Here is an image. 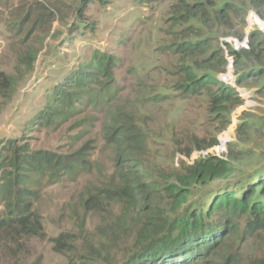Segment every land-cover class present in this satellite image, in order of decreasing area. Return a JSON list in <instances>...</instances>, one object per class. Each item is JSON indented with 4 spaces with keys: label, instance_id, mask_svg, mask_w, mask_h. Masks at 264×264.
Returning <instances> with one entry per match:
<instances>
[{
    "label": "rangeland",
    "instance_id": "374dc122",
    "mask_svg": "<svg viewBox=\"0 0 264 264\" xmlns=\"http://www.w3.org/2000/svg\"><path fill=\"white\" fill-rule=\"evenodd\" d=\"M9 1L14 5H0V165L6 157L12 158V148L48 150L64 157L92 139L97 149L91 151L94 160L102 164L107 175L113 172L110 151L102 150V122H97L94 132L84 140H77L80 130H74L71 124L60 129L34 124L36 115L54 99L55 89L69 84L97 53L119 59L113 73L115 81L124 85L118 108L135 119L153 142L154 153L162 155L153 164L180 169L175 158L185 154L182 149L191 147L194 138L207 142L217 139L219 144L223 135L231 141L221 159L236 169L230 180L223 182L227 192L264 164V74L259 76L258 63L250 60L247 65L245 59L234 60L237 84L250 91L257 102L249 112L239 110L240 103L227 117L218 114L212 106L210 86L193 90L188 85L196 61L204 64L199 69L204 77L211 75L209 67L217 66L219 73L213 75L222 85L219 77L227 64H220L223 59L227 61L226 51H251L254 44L257 51L264 52V28L259 30L249 20L254 14L264 23V0H186L184 4L177 0ZM21 1L26 4L20 11L22 16L16 17L18 20L9 18L12 8L20 7ZM224 2L231 5L228 16L219 13ZM194 4L198 6L187 13L186 6ZM32 6L43 13L45 26L40 29L31 25L27 33L17 36L14 28ZM51 12L54 19L49 16ZM10 22L15 26L10 28ZM197 44H204L198 51L206 52H183L193 51ZM215 53L217 57H211ZM237 109L240 116L234 128ZM108 182L97 168L78 180L64 177L57 184L42 182L37 189L36 209L43 217V237H22L20 229L14 227L1 229L0 264H112L129 257L125 252H129L131 240L122 234H118L117 244L107 246L109 254L95 258L89 253L92 245L108 241L103 230L118 222L122 213L119 205L104 201L96 208L100 213L84 218L82 200ZM241 190L236 191V197L241 196ZM3 210L0 206V213ZM246 219L236 215L234 223L239 233L217 249L211 264H219L228 256L235 257L233 264H260L264 260V230L242 236ZM84 220L83 229L80 226Z\"/></svg>",
    "mask_w": 264,
    "mask_h": 264
},
{
    "label": "trees",
    "instance_id": "16d2710c",
    "mask_svg": "<svg viewBox=\"0 0 264 264\" xmlns=\"http://www.w3.org/2000/svg\"><path fill=\"white\" fill-rule=\"evenodd\" d=\"M177 1L184 4L186 0ZM1 4L4 7L14 5L9 0L5 3L0 0ZM20 5L17 9L12 8L14 11L9 18L18 20L16 17L22 16L20 11L26 4L21 1ZM194 6L198 4L187 5L186 12L191 13ZM220 6L219 13L228 16L231 5L224 2ZM42 16L38 8H28L13 32L22 36L31 25L43 29L45 23L41 20ZM49 16L54 19L53 12ZM14 24L10 22L8 26L12 28ZM202 45L197 44L193 51L183 52L190 55L205 53L198 51ZM252 48L251 51L232 50L231 54L234 60L245 59L247 65L250 60L256 61L260 76L264 74V52L257 51L254 44ZM213 56L217 57V53ZM118 62L116 56L95 54L84 66V71L76 72L69 84L55 89L52 102L34 120L37 126L54 129L71 124L74 130H80L77 140L91 135L97 122H102V150L110 151L113 172L107 175L102 164L94 160L91 151L96 152L97 149L92 145V139L75 153L64 157L48 150L31 152L28 147L12 148V158L6 157L0 165V206L4 207L0 213V230L14 227L20 229L22 237H43V217L36 209L40 184L45 180L57 184L64 177L78 180L95 168L109 182L96 187V192L88 193L87 198L82 200L84 218L100 213L96 208L104 201L119 205L122 211L119 221L112 222L103 230L108 241L102 240L99 246L92 245L89 249L95 258L109 254L107 246L113 242L117 244L120 240L118 234H122L130 237L132 246L129 252H125L130 256L121 263L112 264H211L217 256V249L228 245L230 236L239 233V226L234 223L236 215L247 217V229L242 236L264 230V164L256 169L252 177L230 191L235 184L232 185L228 189L230 192L226 191L227 185L223 182L229 181L236 169L229 161L219 157H208L192 166L182 162L177 170H172L171 165L153 164L162 155L154 153L153 142L135 119L118 108V95L124 86L114 78ZM225 63L227 61L223 59L220 65ZM195 65L196 71L189 74L188 85L193 90L203 85L210 86L214 110L227 117L234 107L242 103L233 93L235 89L219 85L215 77L219 73L217 66L209 67L211 75L204 77L203 73H199L204 64L196 61ZM96 114H103L102 119ZM191 144V147L182 149L185 153L182 155L190 156L195 150L214 147L218 140L207 142L194 138ZM245 186L248 187L245 189ZM241 188V196L236 197V191ZM205 199L209 201L202 202ZM86 222L84 220L80 227L84 229ZM234 258L225 257L219 264H233ZM260 264H264V260Z\"/></svg>",
    "mask_w": 264,
    "mask_h": 264
},
{
    "label": "built area",
    "instance_id": "2783aa9c",
    "mask_svg": "<svg viewBox=\"0 0 264 264\" xmlns=\"http://www.w3.org/2000/svg\"><path fill=\"white\" fill-rule=\"evenodd\" d=\"M250 24L256 25L259 30H263L264 23H261L259 19L254 14L250 15ZM237 43V42H236ZM226 59H227V69L226 71L220 75L219 81L220 84L234 87L237 96L241 99V106L238 108L242 112H249L256 108L257 102L254 98V95L245 89L244 87H241L237 84V76L235 74L234 70V56L228 51H226ZM237 109V110H238ZM234 112L233 120H232V126L235 128L236 119L240 114L238 113L239 110ZM236 116V117H235ZM230 139L227 137V135H223V137L220 138L219 144L205 150H197L194 151L189 157L178 155L176 158V165L179 166V161H183L186 165L192 166L196 162L206 159L208 157H219L222 158L224 155L228 153L227 146L230 143Z\"/></svg>",
    "mask_w": 264,
    "mask_h": 264
},
{
    "label": "clouds",
    "instance_id": "9594fccd",
    "mask_svg": "<svg viewBox=\"0 0 264 264\" xmlns=\"http://www.w3.org/2000/svg\"><path fill=\"white\" fill-rule=\"evenodd\" d=\"M219 82H220V81H219ZM211 148H212V147H211ZM208 149H209V148H208ZM195 151H197V150H195ZM193 152H194V151H193ZM193 152H192V153H193ZM192 153H191V154H192ZM178 155H179V154H178ZM178 155H177V156H178ZM181 155H182V154H181ZM177 156H176V157H177ZM183 156H185V155H183ZM186 157H189V156H186ZM175 160H176V159H175ZM182 162H183V161H179V166H180V164H181ZM183 163H184V162H183ZM176 166H177V165H176ZM179 166H177V167H179Z\"/></svg>",
    "mask_w": 264,
    "mask_h": 264
}]
</instances>
